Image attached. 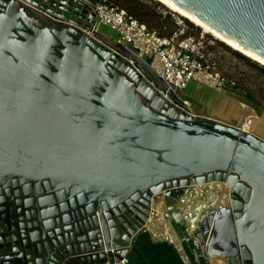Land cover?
<instances>
[{
	"label": "water",
	"instance_id": "1",
	"mask_svg": "<svg viewBox=\"0 0 264 264\" xmlns=\"http://www.w3.org/2000/svg\"><path fill=\"white\" fill-rule=\"evenodd\" d=\"M156 1L264 60V0ZM132 51L83 0H0V264L111 262L166 228L189 264H264V138ZM206 182L229 192L186 232L178 198Z\"/></svg>",
	"mask_w": 264,
	"mask_h": 264
},
{
	"label": "built area",
	"instance_id": "2",
	"mask_svg": "<svg viewBox=\"0 0 264 264\" xmlns=\"http://www.w3.org/2000/svg\"><path fill=\"white\" fill-rule=\"evenodd\" d=\"M83 1L91 7L95 26L106 27L113 32L117 42L135 49L136 52L132 51L133 56L145 62L171 91L180 92L193 81L220 87L223 80L214 78L208 71L201 36L181 35L180 32L173 31L168 37H160L109 0ZM238 104L242 109L246 107L243 103ZM255 117L251 112L244 113L238 127L249 131L251 119ZM228 192V186L224 182H206L192 185L182 193L178 198V207L185 221L186 232L194 228L191 218L197 207L203 209L215 194L222 196ZM100 264H127V259L121 257Z\"/></svg>",
	"mask_w": 264,
	"mask_h": 264
},
{
	"label": "rangeland",
	"instance_id": "3",
	"mask_svg": "<svg viewBox=\"0 0 264 264\" xmlns=\"http://www.w3.org/2000/svg\"><path fill=\"white\" fill-rule=\"evenodd\" d=\"M154 15H158L165 27L181 35L201 36L208 71L221 80L220 87L203 82H190L180 94L193 103V111L218 115L233 122H239L242 110L239 102L246 106L245 112L256 114L251 119L250 129L264 138V73L261 66L251 60L241 59L229 50L228 46L195 27L189 28L183 18L166 7L155 4V0H138ZM97 31L103 38L114 36L113 32L99 25ZM221 43V42H220ZM228 48V49H226ZM238 53V52H237ZM243 56V55H242ZM245 57V56H244ZM246 58V57H245ZM253 62V63H252ZM248 108V109H247ZM213 264H222L213 260Z\"/></svg>",
	"mask_w": 264,
	"mask_h": 264
},
{
	"label": "crops",
	"instance_id": "4",
	"mask_svg": "<svg viewBox=\"0 0 264 264\" xmlns=\"http://www.w3.org/2000/svg\"><path fill=\"white\" fill-rule=\"evenodd\" d=\"M245 109L246 107L241 108L242 116L249 112H245ZM254 115L258 118L256 114ZM223 119L237 125L241 121ZM168 233L169 230L166 228L164 231L156 229L150 233L145 231L136 235L133 238V247L126 254L127 264H189L174 237H167Z\"/></svg>",
	"mask_w": 264,
	"mask_h": 264
},
{
	"label": "trees",
	"instance_id": "5",
	"mask_svg": "<svg viewBox=\"0 0 264 264\" xmlns=\"http://www.w3.org/2000/svg\"><path fill=\"white\" fill-rule=\"evenodd\" d=\"M90 1H94V0H90ZM109 1H111L112 3L117 5L118 7L122 8L128 15L132 16L137 21L143 23L148 30H154L155 33L160 37H168L173 32L171 29L167 28V26L165 27L163 22L159 19L158 15L152 14L147 9V7H145L138 0H109ZM155 4H158V2H155ZM158 5L162 6L161 4H158ZM184 22L186 23V25L189 28L193 27V25L191 23H189L188 21L184 20ZM97 26H99V25H97ZM110 38L114 39V36L112 35V37H110ZM219 44L222 45V43H220V42H219ZM223 47H225V46H223ZM226 49H228V48H226ZM229 51L232 52L238 58L247 59L234 50H229ZM258 67L262 71V73H264V67L263 66H258Z\"/></svg>",
	"mask_w": 264,
	"mask_h": 264
},
{
	"label": "bare ground",
	"instance_id": "6",
	"mask_svg": "<svg viewBox=\"0 0 264 264\" xmlns=\"http://www.w3.org/2000/svg\"><path fill=\"white\" fill-rule=\"evenodd\" d=\"M212 37L215 38V39H217L221 43L225 44L226 46H228L232 50H234V51L238 52L239 54L245 56L249 60H251V61H253V62H255V63H257V64H259V65H261V66L264 67V60L260 59L259 57L255 56L254 54L250 53L249 51L243 49L242 47H240V46H238L235 43H232L230 41H227V40H224V39L215 37V36H212Z\"/></svg>",
	"mask_w": 264,
	"mask_h": 264
}]
</instances>
